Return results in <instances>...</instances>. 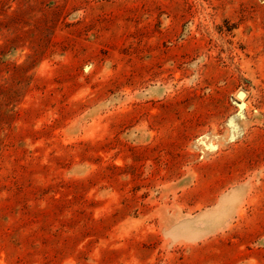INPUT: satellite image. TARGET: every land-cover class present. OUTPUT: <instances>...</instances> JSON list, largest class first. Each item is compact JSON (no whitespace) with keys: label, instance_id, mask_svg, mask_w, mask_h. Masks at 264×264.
<instances>
[{"label":"rangeland","instance_id":"rangeland-1","mask_svg":"<svg viewBox=\"0 0 264 264\" xmlns=\"http://www.w3.org/2000/svg\"><path fill=\"white\" fill-rule=\"evenodd\" d=\"M0 264H264V0H0Z\"/></svg>","mask_w":264,"mask_h":264},{"label":"water","instance_id":"water-1","mask_svg":"<svg viewBox=\"0 0 264 264\" xmlns=\"http://www.w3.org/2000/svg\"><path fill=\"white\" fill-rule=\"evenodd\" d=\"M242 94H240V96H241Z\"/></svg>","mask_w":264,"mask_h":264}]
</instances>
